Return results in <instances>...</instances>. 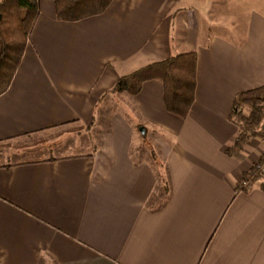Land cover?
<instances>
[{
    "label": "crops",
    "instance_id": "1",
    "mask_svg": "<svg viewBox=\"0 0 264 264\" xmlns=\"http://www.w3.org/2000/svg\"><path fill=\"white\" fill-rule=\"evenodd\" d=\"M225 2L112 0L65 21L54 0H38L0 95V144L88 128L104 100L114 129L59 156L0 151V264H264V189L239 187L264 142L233 149L240 130L229 117L238 93L264 86V0L240 32L215 24ZM188 51L196 89L185 118L166 110L159 80L136 95L113 92L121 75ZM151 136L156 152L141 147Z\"/></svg>",
    "mask_w": 264,
    "mask_h": 264
},
{
    "label": "trees",
    "instance_id": "2",
    "mask_svg": "<svg viewBox=\"0 0 264 264\" xmlns=\"http://www.w3.org/2000/svg\"><path fill=\"white\" fill-rule=\"evenodd\" d=\"M111 2L54 0L55 15L58 20L77 21L104 12ZM38 14V0H0V95L11 83ZM196 63L195 51L178 53L121 75L112 90L136 95L145 81L159 80L166 110L185 118L195 100ZM243 105L250 108L247 114L241 109ZM229 117L240 130L233 149H239L247 138L264 139V86L238 93ZM255 169L253 166L243 175L247 184L240 185V190L247 191L255 183L264 189V181L254 173Z\"/></svg>",
    "mask_w": 264,
    "mask_h": 264
},
{
    "label": "rangeland",
    "instance_id": "3",
    "mask_svg": "<svg viewBox=\"0 0 264 264\" xmlns=\"http://www.w3.org/2000/svg\"><path fill=\"white\" fill-rule=\"evenodd\" d=\"M224 1H226L225 4H216L215 6L213 13V16L217 17L215 18V24L228 22V25L230 24L232 28L237 29L239 32L243 31L246 27L245 17L251 13L252 9L258 8L256 0H221L222 3H224ZM220 15H224V17L221 18ZM212 28L215 29V27ZM105 102L108 101L104 100L103 103L105 106L103 105L104 107L101 108V111L99 110L97 112L95 123L88 128H81L77 124L59 126L32 136L21 137L16 140L3 142L0 144V151L4 152L7 150V152H12L10 150L13 149V147H16L14 149H17L18 147H24V145L26 147L32 146L34 149L27 157L38 158L48 157L49 155H63L67 152H71L74 148L96 147L100 145L102 136L114 129L112 123L114 108L111 103L106 105ZM241 109L245 114H247L250 110L247 105H243ZM144 136L146 137V135ZM262 141L264 142V139H262ZM142 142H145V145H141V147L152 148L155 152L157 151L159 139L156 137L154 138L151 136L149 139L142 140ZM138 154L141 155V153ZM152 155L153 159H155L156 155L154 153ZM7 157L13 159L26 158V156L22 154L7 155ZM5 158L6 157H4V159ZM261 160L263 161L262 163H260ZM253 166L256 168L254 173L259 176L260 180L264 181V151L258 159L253 162L250 169H252ZM244 174L245 173H243L242 176ZM242 181L243 177L241 178L240 184L242 186H246L242 184Z\"/></svg>",
    "mask_w": 264,
    "mask_h": 264
},
{
    "label": "built area",
    "instance_id": "4",
    "mask_svg": "<svg viewBox=\"0 0 264 264\" xmlns=\"http://www.w3.org/2000/svg\"><path fill=\"white\" fill-rule=\"evenodd\" d=\"M260 167H261V166H260ZM242 184H243V185H246V182H245V181H243V182H242Z\"/></svg>",
    "mask_w": 264,
    "mask_h": 264
}]
</instances>
